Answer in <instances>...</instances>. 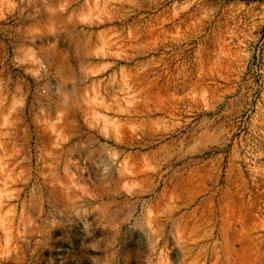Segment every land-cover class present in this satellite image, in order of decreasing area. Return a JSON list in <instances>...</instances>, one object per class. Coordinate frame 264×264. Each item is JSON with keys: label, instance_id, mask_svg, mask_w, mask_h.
<instances>
[{"label": "rangeland", "instance_id": "374dc122", "mask_svg": "<svg viewBox=\"0 0 264 264\" xmlns=\"http://www.w3.org/2000/svg\"><path fill=\"white\" fill-rule=\"evenodd\" d=\"M0 264H264V0H0Z\"/></svg>", "mask_w": 264, "mask_h": 264}]
</instances>
